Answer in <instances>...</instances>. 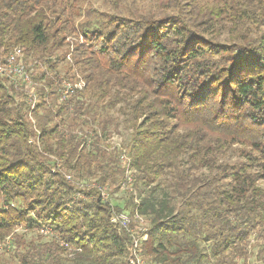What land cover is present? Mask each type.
<instances>
[{
    "label": "trees",
    "instance_id": "1",
    "mask_svg": "<svg viewBox=\"0 0 264 264\" xmlns=\"http://www.w3.org/2000/svg\"><path fill=\"white\" fill-rule=\"evenodd\" d=\"M86 1L0 0V55L19 46L38 83L31 108L0 75V242L20 264H127V210L147 264H237L252 236L264 264V0Z\"/></svg>",
    "mask_w": 264,
    "mask_h": 264
},
{
    "label": "built area",
    "instance_id": "2",
    "mask_svg": "<svg viewBox=\"0 0 264 264\" xmlns=\"http://www.w3.org/2000/svg\"><path fill=\"white\" fill-rule=\"evenodd\" d=\"M22 49L17 46L14 47L6 56L0 55V75L9 78L20 89L24 86L23 90L28 95L29 102L31 101V108L36 100V92L34 82L31 79V68L26 69L22 58ZM63 88L60 91V99L63 100L67 95H71L74 92L84 87V81L78 78L75 81L63 82ZM29 118L33 120L31 113ZM70 178V175H66ZM120 188L127 191L132 190V175L131 170L126 169L123 180L120 182ZM101 196L103 199H107L108 195L106 190L102 189ZM111 223L117 228L118 232H124L129 236L130 242L127 248L126 262L127 264H147L144 260L141 251L142 243L147 240V221L137 211L131 214L127 210L112 211L110 217ZM44 233L48 232V229L43 230Z\"/></svg>",
    "mask_w": 264,
    "mask_h": 264
},
{
    "label": "rangeland",
    "instance_id": "3",
    "mask_svg": "<svg viewBox=\"0 0 264 264\" xmlns=\"http://www.w3.org/2000/svg\"><path fill=\"white\" fill-rule=\"evenodd\" d=\"M137 2L139 1L137 0ZM137 2H135V5H137ZM90 4L94 5L95 7L99 9H104L107 7L105 0H87L84 5L86 6ZM59 67H60L59 68L60 70L62 67L61 66ZM62 75L65 76L66 73L61 71L60 73H58L57 76H62ZM66 77H68V75ZM34 86L38 87V83L36 82ZM22 89L24 90L25 87L23 86ZM111 113L115 114L114 111H111ZM115 116H117V114H115ZM116 120L118 122V130L115 131L116 133L114 132V134H112L111 137L107 141L108 143L112 145L119 144L120 141L126 143L129 140V130L123 125V122L121 121V117L119 115ZM111 191L112 192L110 193V196L112 198V201L119 203V204L124 202V199L127 196V193L129 192L120 187L118 188L111 187ZM18 232L22 233L24 235V238L27 240L37 238L35 230L22 231L21 229H18ZM6 240L4 242H0V264H20L19 258L16 255V252L13 251L14 250L13 247H11L9 241H6ZM254 242L255 240L252 236L249 240V243L247 244L249 255L244 260L237 259V264H263V262L259 259L258 255L256 254V251L259 247L258 246L254 248L253 246L251 247V245L254 244ZM65 264H74V263L73 261L68 260V261H65Z\"/></svg>",
    "mask_w": 264,
    "mask_h": 264
}]
</instances>
